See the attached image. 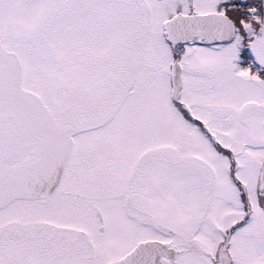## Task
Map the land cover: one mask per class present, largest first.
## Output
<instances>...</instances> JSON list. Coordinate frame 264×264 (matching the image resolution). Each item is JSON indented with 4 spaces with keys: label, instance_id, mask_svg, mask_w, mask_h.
Returning <instances> with one entry per match:
<instances>
[{
    "label": "snow or ice",
    "instance_id": "snow-or-ice-1",
    "mask_svg": "<svg viewBox=\"0 0 264 264\" xmlns=\"http://www.w3.org/2000/svg\"><path fill=\"white\" fill-rule=\"evenodd\" d=\"M0 264H264V0H0Z\"/></svg>",
    "mask_w": 264,
    "mask_h": 264
}]
</instances>
